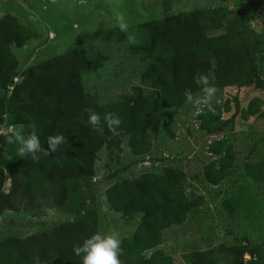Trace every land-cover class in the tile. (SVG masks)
Masks as SVG:
<instances>
[{
  "label": "trees",
  "instance_id": "trees-1",
  "mask_svg": "<svg viewBox=\"0 0 264 264\" xmlns=\"http://www.w3.org/2000/svg\"><path fill=\"white\" fill-rule=\"evenodd\" d=\"M161 1L168 13L173 0ZM251 21L243 10L219 6L143 23L146 39L129 52L141 62L153 59L140 75L152 92L146 95L143 87L134 86L118 102L102 104L86 91L84 72L100 70L107 56L83 55L80 39L64 53L23 69L13 49L23 48L35 35L15 16L1 17L0 130L15 129L0 132V217L22 211L41 216L45 209H56L75 220L50 224L26 237L0 233V264H174L157 249L164 232L197 216L205 197L188 192L186 174L174 165L113 180L152 153L154 138L172 132L174 113L190 100L238 90L232 118L223 120L217 106L201 115V131L213 136L224 133L239 114V91L264 88V32L258 34ZM114 35L120 42L127 40L125 28L108 30L105 39ZM255 104L256 99L249 111H242L245 118L259 114ZM103 149L118 163L125 152L132 157L107 179L110 209L127 219L142 214L134 234L120 240L115 262L101 242L99 188L93 183ZM210 152L216 159L204 166L203 178L219 186L231 175L234 151L227 142H217ZM244 171L245 177L264 184V162L247 163ZM241 207L240 195L226 197L225 219L238 221ZM187 262L264 264V245L245 237L238 245L196 249Z\"/></svg>",
  "mask_w": 264,
  "mask_h": 264
},
{
  "label": "rangeland",
  "instance_id": "rangeland-1",
  "mask_svg": "<svg viewBox=\"0 0 264 264\" xmlns=\"http://www.w3.org/2000/svg\"><path fill=\"white\" fill-rule=\"evenodd\" d=\"M261 3L264 0H173L167 13L161 0H0V18L7 14L15 16L35 35L23 48L13 49L23 69L64 53L76 46L80 39L83 40L79 45L83 55L107 56L108 60L100 70L84 72L86 91L96 94L99 102L106 104L118 102L134 86L143 87L146 95L152 92L148 85L141 83L140 75L153 59L141 62L129 52L130 46L142 45L146 39L143 23L167 14L226 6L232 11H245L252 20V27L260 34L264 32ZM115 28L126 29L125 42H120L115 35L109 41L105 39V33ZM96 33L98 38H93ZM237 93L235 88L226 89L213 95L201 94L190 100L184 109L174 113L172 132L154 138L152 153L113 180L137 178L149 171L158 173L166 166L174 165L186 174L188 192L195 191L205 197L206 204L197 216L164 232L163 243L157 249L172 257L174 264H188V256L196 249L238 245L245 237L259 247L264 245V184L255 183L244 175L247 163L264 162V114H261L264 112V88L239 91L240 112L224 133L209 136L200 129L201 115L212 106L221 107L223 120L232 118L237 111ZM255 99L259 114L245 118L242 111H249ZM14 129L7 127L0 132ZM217 142H227L235 157L230 177L219 186H212L204 181L203 169L216 159L210 149ZM131 159L125 152L122 163H118L108 150L103 149L93 180L99 188L97 209L101 242L114 262L120 240L132 236L142 220V214L127 219L112 211L105 196L110 174L127 165ZM239 195L242 207L238 221H227L222 212V202L228 196ZM42 213L36 216L26 211L7 212L0 217V233L26 237L50 224L75 220V217L56 209H45ZM246 259L249 260L250 256L247 255Z\"/></svg>",
  "mask_w": 264,
  "mask_h": 264
}]
</instances>
